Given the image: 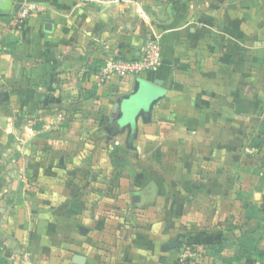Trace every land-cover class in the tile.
Returning <instances> with one entry per match:
<instances>
[{"label": "crops", "instance_id": "obj_1", "mask_svg": "<svg viewBox=\"0 0 264 264\" xmlns=\"http://www.w3.org/2000/svg\"><path fill=\"white\" fill-rule=\"evenodd\" d=\"M0 93V264H264V0H0Z\"/></svg>", "mask_w": 264, "mask_h": 264}, {"label": "built area", "instance_id": "obj_2", "mask_svg": "<svg viewBox=\"0 0 264 264\" xmlns=\"http://www.w3.org/2000/svg\"><path fill=\"white\" fill-rule=\"evenodd\" d=\"M44 9L37 4L25 5L15 22L24 24L34 13H43ZM101 66L95 74L99 84H104L114 78L125 79L137 77L145 72L157 70L162 64V49L160 42L148 39L142 49V54L137 60L120 59L116 55L105 50L101 56ZM203 253L193 247L184 245L181 248L180 264H189L196 260H202ZM15 264H33L32 255L28 250H21L16 254Z\"/></svg>", "mask_w": 264, "mask_h": 264}, {"label": "rangeland", "instance_id": "obj_3", "mask_svg": "<svg viewBox=\"0 0 264 264\" xmlns=\"http://www.w3.org/2000/svg\"><path fill=\"white\" fill-rule=\"evenodd\" d=\"M262 145H264V138L260 142H253L252 146L255 148H259ZM122 147H124V142L117 143L115 145H112L110 148V153H119V150H122ZM109 148V147H108ZM143 153V149H142ZM0 154H1V145H0ZM264 161V160H263ZM262 169H264V164L262 166ZM262 212L264 214V206L262 207ZM264 225V217H262V220L260 221V226ZM249 226V223L247 224V227ZM252 225L250 224L249 229L251 230ZM262 241L259 240V243L257 245V249L255 250V253L252 252V250L248 251L249 253V259L250 260H255L257 257H259V254L264 258V237L261 239ZM253 249V248H251Z\"/></svg>", "mask_w": 264, "mask_h": 264}, {"label": "water", "instance_id": "obj_4", "mask_svg": "<svg viewBox=\"0 0 264 264\" xmlns=\"http://www.w3.org/2000/svg\"><path fill=\"white\" fill-rule=\"evenodd\" d=\"M44 29L48 33L53 32V30H54V22L52 20L45 21ZM140 91H141V81L138 80L137 83H136L134 92L131 95L126 96L125 100L130 101L132 98L136 97L140 93ZM2 101H3V95H2V93H0V103H2ZM140 200H141V197L139 195L133 196V202L135 204L140 202ZM176 246H178V240L177 239H175L170 244V249H172V248H174ZM77 258H78V262L77 263H82V261L84 260V258H81V257H77Z\"/></svg>", "mask_w": 264, "mask_h": 264}, {"label": "trees", "instance_id": "obj_5", "mask_svg": "<svg viewBox=\"0 0 264 264\" xmlns=\"http://www.w3.org/2000/svg\"><path fill=\"white\" fill-rule=\"evenodd\" d=\"M93 62H94L93 66L91 68H92L93 73L96 74L99 71V68H100L102 63L98 59H94Z\"/></svg>", "mask_w": 264, "mask_h": 264}]
</instances>
